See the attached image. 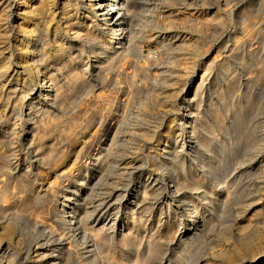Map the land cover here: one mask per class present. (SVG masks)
<instances>
[{
    "label": "bare ground",
    "instance_id": "6f19581e",
    "mask_svg": "<svg viewBox=\"0 0 264 264\" xmlns=\"http://www.w3.org/2000/svg\"><path fill=\"white\" fill-rule=\"evenodd\" d=\"M16 1L17 0H0V92H1L2 88L5 90V88L7 87V84H8V83L7 84L3 83V85H1V83L4 82V79H5V81L8 79L9 83H11L12 81H15L14 87L15 88L19 87L20 88V94H22L21 96H19V98H17L18 93H16V92H8L7 93L5 101H6L7 105L8 104L12 105L13 110H14V108H16L19 100L22 99V96H24V95L30 96L33 92L41 91V95H39V96H40V99L43 100V103H40V107L42 109H44L45 113L50 112V108H52L53 105H55L56 103L58 104L57 101H58L59 97L61 98L60 94L62 93L64 84L59 85V83H60V78L63 77L64 74H66L65 78H68L69 80L70 79H72V80L77 79L78 77H80V79H81V76H82L83 82H85V84H88L89 88H92L91 91L95 92V88L97 85H96V83H95V85L92 84L91 80L98 82V84H101L102 86L108 85L107 84L108 81H107L105 75L110 73V72L114 73V76H117V77L122 76L123 78L124 77L127 78L126 83L129 84V88H130V85H131V89H132V86L133 87H134V85H135V87L137 86L136 94L146 96V101L143 103L144 108H146V107L148 108V106H150V104L152 102H159V101L165 107L172 106V107H170V109L168 108L169 109V111H168L169 118H167L168 119L167 120L168 127H167V129H165L166 131L161 130L162 131L161 134H158V135L154 134L155 131L154 132L153 131L152 132L147 131V132L143 133V136L146 138H152V139L155 136H156L155 139H157V136L161 137L160 140L157 139V140H159V142L155 146L157 148L155 150H157V152H158L157 154L156 153L155 154L158 156L161 155L159 153L160 149L164 150V153L167 152V155L169 152H171L173 150L174 152H171V153L177 154V156H178V157L176 156L177 159L183 155H184V158L186 156H188L190 166H187L186 168L191 170V172H190V174H192L191 175V182H188V183L186 182L189 185H187L183 182L184 184L182 183L183 184L182 185V184H180L181 182L179 184H176V182L174 181L175 182L174 186H167V187L165 186L166 192L161 194V199H159V201L160 200L162 201L160 203H163L161 205V208H160L161 214H159L161 217L157 218L159 225H160V222L163 220V222L166 226V228H165L166 233H164L161 236H157L155 234H152L150 237H148L147 241L144 242V238L142 237V235H140L141 234L140 230H141L142 226H144V222L146 221L145 217L147 215L146 213H148L150 210V204L145 202L144 204H142L138 208L140 225H138V226H133V225L130 226L129 225L128 232L124 233L121 236L122 238L119 241H121L122 247L124 246L126 248V252H123L120 256L119 255L115 256L114 257L115 259L113 260L114 261L113 264H264V202L261 206L262 209L261 210H260V208L258 209L259 212L257 213V218L255 217L256 219H254V218H253V220L252 219L251 220L246 219V216L243 215L242 216V222L247 220V224H245V226H243L242 225L243 223L241 224V222H240V224L238 223L239 226H237L236 228H232L231 230L228 229V231H225V233L223 234L224 235V242L222 244L221 243L218 244L220 246L216 245V243H217L216 241L219 239L218 238L219 234H218L217 240H215V242L213 241V243H215L214 244L215 246H212L214 250H212V248L209 249V250H212L213 252L211 253L208 250L211 253V255H210V253L208 254L209 257L207 255L205 257L201 254H198V252L201 248L199 241H201L200 240L201 238L204 239L206 237V236L205 237H202V236L206 235L205 233L210 228V226L213 224V222H214L213 217H214L215 213L217 212L219 214L221 209H224L223 207L225 205L223 204V207L218 211L217 209L219 208V204L215 200L216 199L219 200V198H220L219 196L221 195V194H219V191L222 190L223 183L227 182V177H229V174L232 172L231 170L235 171L236 169H238L237 167H239V165H241L242 163L243 164L245 163L243 161L246 159V157L248 155H252L251 158L249 156L250 163L252 161V164L251 165L249 164L250 166L249 165L243 166V167H246L243 173H247V171L248 170L251 171V169L256 171L257 176L254 173H252V175L254 174L256 178L259 177V182L261 184H264V129H262L261 131H257V128H256V127H258L257 124H259V123H261V124L263 123V126H264V118L260 117V115L258 117H256V119L257 118L260 119V120L255 121L256 123L259 122L257 124H255V122L253 120L250 121V119H249L250 125L249 124L247 125L246 130L243 128L242 133L240 132L242 135L241 137L247 138L248 136L244 137L245 136L244 134L246 132V135H250L249 136L250 140H253V142L257 143V145L259 143L260 145H258V147L259 146L261 147L255 153L250 154V153H248V151L244 150V152L242 154L241 146L239 145L240 144L239 140L241 138L238 136L240 134H238V135L236 134L237 137L240 138V139H237V143L234 142V143H236V145H232L234 143L229 144V142H227L228 139L227 140H224V139L220 140L218 138V135L215 134L216 132L213 133V131H216L215 126L217 127L218 124L212 123L211 121L207 120L208 126L206 125L204 127L205 123L203 125L201 123V125L203 126L202 127L203 131H202L200 124H198V121L200 120V122H201V120L203 118L199 119L198 114H197V118L194 119V117L196 115L188 114L189 111H192L194 109L196 110L199 107L201 108V106H203L204 98H206L205 93L210 92V94H208V95H210L211 98L213 95H215V97L213 99H210V101H211L209 104L210 106L209 105L207 106V107H209L208 112H211L214 115L215 119H217V122H219L220 126L223 125L222 127H225V125L223 123L224 121L222 120L223 116L225 114L223 113L224 115L222 114L223 116L221 118L222 112L219 110V105L222 103V106H224V104H226L229 101V99H227V97H225V94L227 91L231 90L232 87H234V86L236 87V85H234V83H235L237 76L234 75V73L237 70L236 69L237 67L235 65L237 62H239L241 65L247 67L249 65L250 61H252V63H253V61L254 62L256 61L255 62L256 67H257V65H258V67L260 66L259 69H257V71L259 72V75H257V77H255L256 78V85L253 86V88L251 87L252 89L250 90L251 91L250 93L248 92L249 95L251 96V98H250V100L247 99L248 101H246V100L245 101L248 103L246 106L247 109L251 108L253 110L255 107L259 108L260 104L262 106L261 102L264 99V25H261L259 27H255V26H258V25H255L253 29H250L249 27H246V29H243V30H246L245 31L246 32L245 33L246 34L245 35L246 40H243V38H242L243 36L240 37V36H238L239 35L238 34L236 37L235 46L230 50L231 52L228 50L229 54H228V52H226V55L223 56L224 58H222V56H221L222 54H220L221 51L216 50V52H215V50L208 47L209 49L207 48V49H205V51L203 53H200V55H199L200 57H198V58H197V56L196 57L194 56L195 57L194 58L191 55H189L190 53H188V56L184 61V65L180 64L181 66L182 65L183 66L182 67L179 66L180 67L179 69L173 70L170 67H165V68L162 67V64L160 63L161 56L162 55L165 56V54L166 53L168 54L169 51H171V50L182 49L185 47V45L188 47H191L192 45H195L196 42L199 40H197L195 37H187V35H185V33H184L185 36L184 35L180 36L179 33H178L179 35H177V34L176 35H174V34L170 35V33H169V35H167V34L165 35V33H164V34L157 35L154 37L152 35H154L156 33L153 32V33L149 34L150 42L157 44V46L160 45L161 47L168 46L167 48H165L162 51V55L160 56V58H155V57H144V58H142V57H140L141 55H137L139 57H137L136 60L132 59L131 58L132 56H130V58H129V55H132L133 52H135V51L138 52L139 47L137 45V38H139L140 34H143L141 29L139 30L135 27V22H136L135 17H137V16H135V14L133 13V12H135V11H133V7H132L134 5V3H133L134 0H18L17 2ZM142 1H145V0H142ZM222 1L223 0H211V2H209V3L215 4L214 8H216L217 12H221L223 10L228 9V7H226L227 9L224 7L226 5L223 4ZM146 2H147V0L144 2V4ZM155 2H157V1L155 0ZM260 2H261V0H260ZM140 3L143 4L142 2H140ZM149 3H150V0H149ZM258 4H260V3H258ZM258 4H256V5H258ZM144 6L146 7V5H144ZM231 6H233V5L231 4ZM231 6H229V7H231ZM140 8H139V10H140ZM234 8H236V7H233V10H234ZM251 8H253V7L251 6ZM263 9H264V6H263ZM175 10H176V8H175ZM204 10H206V9H204ZM71 12H73V14H71ZM148 12H150V11H148ZM148 12H147V15H148ZM154 12H155V10H154ZM169 12H171V11H169ZM251 12L253 13V11H251ZM135 13H137V12H135ZM144 13H146V12L144 11ZM168 13L166 15H168ZM206 13H208V12H206ZM206 13H203V12L201 13L198 8L196 9L195 7L192 8V7H186L185 6L184 8L177 9L176 13L173 15L174 16L173 18L169 19V17H168L169 20L167 21V23H168V25L169 24H180V26L182 25L184 27H187V25H188L191 27H196L198 29V31L207 32L210 27H212L214 25L216 26L217 24H219V21H214L212 18H209L208 17L209 15L207 16ZM232 13H233V11H232ZM140 14H141V12H140ZM212 14H210V15H212ZM247 14H249V13H247ZM254 14L256 15V13H254ZM16 16H17V19H16ZM164 16H165V14H164ZM230 16H232V15H230ZM246 16L247 15L244 14V17H246ZM145 17H147V16H145ZM242 17H243V14H242ZM248 18L251 19L250 14H249ZM148 19L146 20V18H145L143 20L148 21ZM247 19H246V21H247ZM249 19H248V21H249ZM258 19L256 18L257 21H258ZM138 21H137V23L140 22V21L139 22ZM141 23H142V21H141ZM145 24H147V23H145ZM234 24H231V25L234 26ZM251 24L253 26V23H251ZM243 25H245V23ZM142 27H140V28H142ZM157 27H159V26L157 25L156 29H157ZM192 29H194V28H192ZM146 30H148V29L146 28ZM243 30H241V31H243ZM50 32L53 34V37L55 36V41H58V42L59 41H66V42H68L69 51L66 53V54H68V56H66V58L64 60H60V57L61 56L64 57L65 54L60 55V57H58L59 59H57V60L55 59V60L49 61L46 58V54L43 51V47L46 44L45 38L50 35ZM234 35H236V34H234ZM188 36H190V35H188ZM254 37H255V39H254ZM200 39H201V37H200ZM225 41H222V42H225ZM227 41H230V40H227ZM227 41H226V44H227ZM251 41H252V43H250ZM204 42L205 41H203V43ZM88 43H90V44L87 45ZM226 44H225V46H226ZM206 45L208 46V44H206ZM209 46H211V45H209ZM161 47H160V49H162ZM217 47H219V46H217ZM87 48H90L89 50H93V53L91 52L92 54L89 55L86 59ZM229 49H230V47H229ZM188 51H192V50H188ZM148 55L149 54L147 53V56ZM157 55H158V53H157ZM164 56H162V57H164ZM165 57H164V59H165ZM166 59H168V58H166ZM164 61H166V60H164ZM68 63H71V65L68 66ZM182 63H183V61H182ZM259 63H260V65H259ZM253 66H254V64H253ZM213 68L214 69L217 68L218 73H217V76L210 78V76H212V72L214 70ZM249 69H251V68H249ZM79 70H81V72ZM196 70H199V72H197ZM241 70H238V71H241ZM251 70H248V71L251 72ZM253 72H252V74H253ZM225 73H227L228 76L234 75L235 80L228 81L226 76L222 77ZM245 75H246V73H245ZM138 76H140V78L144 77L146 79H151L152 84L145 85V86H144V84L136 85L135 82H137L136 78ZM255 78H251V79L255 80ZM80 79H79V81H80ZM229 79H230V77H229ZM242 79H244V78H242ZM119 80H118V83H119ZM141 80H143V79H141ZM238 80H241V79H238ZM246 80H247V78H246ZM195 81L197 83L195 84V86L192 87L191 85H193V83ZM109 82L113 83V82H115V80L114 81L112 80ZM68 83H70V82H68ZM81 83H82V80H81ZM120 83H121V81H120ZM212 83H213V85H215L214 90H212L213 88L211 89V86H213ZM239 83H241V82H239ZM70 84H72V83H70ZM85 84H83V85H85ZM239 85L241 86L242 84H239ZM239 85H237V86L239 87ZM252 85H254V84L252 83ZM72 86H74V85H72ZM75 86H78V85L75 84ZM110 86H111V84H110ZM243 86H244V83H243ZM238 87H236V88H238ZM86 88H87V86H86ZM117 88H119V85L117 86ZM187 88H189L187 90L188 95L186 94L187 95L186 97L182 96V92L184 90H186ZM236 88L234 89L235 91L237 90ZM82 89H83V87H82ZM131 89H129L128 91L124 90V89H122V91H121V89H120V92L114 91L108 95H106L104 90H101L97 94V97L106 100L105 102L110 104V106L107 107L108 109L106 111L108 114L106 113V115H105V113L102 112L103 110L102 111L99 110V112L93 111L91 113V116H90V119H89V122L87 125H83V123L80 124L79 122H71L67 126H63L61 129L58 128V129H60L59 136H60L61 140L56 145H51L50 148L48 147V149L42 153V156L40 157L39 165L37 166V169H39L40 171L36 174H33V175H27V176L25 175L22 178L19 177V180L17 179L18 182L17 183L15 182L16 184H12V186L14 185V188L18 189L16 191L14 190L12 192V194L10 193L12 196L9 194L8 188L0 189V222H1V224H0L1 225L0 226V264H10L16 258V253H15L14 249L12 248V244H11V241H12L13 235H14V231H15L14 226L18 225V227H19L23 223L33 224L34 222H35V226H36V225L40 224V222H39L40 219L41 220L42 219L44 220V218L49 219V217L47 215H50L53 213V211H51V203H52V201H54V198H56V196H58L59 194L63 195L64 201L62 200L63 203H62L60 210L51 216L59 219V222L63 223L62 226H63L64 230L73 231V233H74L77 229L79 230V228L81 229V227H82L84 229V231H83L84 233L82 231H81V233L84 234L85 238L88 236L87 230L88 229L93 230V231L91 230L93 233L89 232V234H91V233L93 234L92 236L94 238V242L92 245L96 246L97 251L95 250L94 254H90L91 256H89V259H90L91 263H95L97 261V258H99L101 256V254L105 251V249L102 248V245H106L107 243L112 241L114 238L111 235L112 234L111 230L106 229V228H101V226L99 227L97 225H96L97 227L92 226L90 228L89 227L87 228L86 226L88 225V220H90L88 217L89 212H87L89 210L88 209H87V211H83V209L81 210V207H82L81 205L84 204L85 201H87L89 203L92 200L94 194H96L95 192L96 191L98 192V189H100V188H98V185H97L98 179L95 178L96 173H99L101 176L104 171L106 172L107 168L105 167L106 168L105 169L103 167L104 165L105 166L109 165V168L112 170L110 172H113V170L115 169L114 163L116 161L115 160L116 158H115V156H114V158H110L111 157V149H112L111 147L114 145L113 143L115 142V140L123 142L124 138H122V136H118V135H120L123 132L124 126L128 123V121L130 119V118L126 119L127 116H125V114H124L126 112H128L130 114V112L126 111V110L123 111L124 109L122 111H120V108H118L117 103H118V100L120 98L119 96H124L125 100H123V99L122 100L125 103V105L124 104L123 105L126 106L128 103L131 104L132 103L131 102L132 101L131 95L133 93L130 91ZM68 90H69V88H68ZM71 91H72V89H71ZM132 91H133V89H132ZM235 91L232 90V94ZM237 91H239V90H237ZM130 92H131V95H130ZM229 92H231V91H229ZM12 94H15V95L12 96ZM64 94H65V91H64ZM69 94L70 93L68 91V95ZM242 94L245 95L244 92ZM183 95H185V93ZM230 95H228V96H230ZM70 96L71 95H69V97ZM77 96L78 95H76V97ZM236 96H237V94H236ZM238 97H237L238 99H236V100H237V103L239 104V106L237 108L235 107L236 110L234 111V113H232V114H234L233 115L234 117L233 116H231V117H233V119L235 118V120H237V121L234 120L236 122L235 126H237V122H238V124H239L238 127H240L241 121L243 123H245L243 121V119H244L243 116L245 117L244 114L247 112H245L246 110H244L245 107L242 108L243 100L240 99V96H238ZM64 98H65V96H64ZM243 98H244V96H243ZM149 99H151V101H149ZM226 100H227V102H225ZM70 102H72V101L70 100ZM70 102H68V103H70ZM76 102H77V100H76ZM31 103H33V101ZM177 104H179L180 107H181V105H187L188 107H191V108H187L188 111H186L183 116H181L179 118L174 117L175 115L177 116L176 113L178 111H176V113H175L176 108L173 106H175ZM233 104L231 106H233ZM244 104H246V103H244ZM72 105H73V103H72ZM70 106H71V104H70ZM132 106L128 105L127 107L129 108ZM68 108H69V106H68ZM200 108H199V110H202ZM257 108H255V109L257 110ZM32 109H33L32 106H29V108H28L29 112L26 113V115L29 116L27 122L31 123V125L28 126V128H26L25 124L23 127H20L18 124H16V122H15V124H6L3 127L2 134H4V136L6 138H9L8 141H10L13 157H6L5 159H3V161L0 162V171L4 170V171H2V173L3 172L9 173L13 170H16V168H14V164H15L14 159H15V157H17V149L19 148V146H21L22 142L27 141L28 136L35 129L34 127L37 126V122L34 121L35 118L33 117L35 110H32ZM66 109L64 108V110H66ZM125 109H127V108H125ZM204 109L207 110L206 108H204ZM228 111L225 113L227 114ZM252 113H254V112L252 111ZM252 113H250V114H252ZM258 113L259 112L257 110V113H255V114H258ZM200 114H202V113H200ZM255 114H253V115L255 116ZM114 115H117L116 119H115L116 122H114L113 124L107 123L103 129H100V125L98 126V122L99 121L106 122V121H108V118H111ZM23 116L24 115H22V114H20L18 116V118H19L18 122L23 118ZM247 116L248 115H246V117ZM251 116L249 115L248 117H251ZM201 117H202V115H201ZM214 117H213V119H214ZM224 117L226 119V115ZM227 117H230V116L228 115ZM248 117H247V119H248ZM52 118H51V120H52ZM57 118H55V119H57ZM160 120H162V119H160ZM74 121H76V120H74ZM112 121H113V119H112ZM230 122L231 121H229L228 124ZM252 122H254V125L251 124ZM56 123H52L50 125L47 124V125H44L42 127V131L45 133V135L52 137L53 141L55 140V138H54L55 134L51 133L50 129H52V125H54ZM228 124L225 127L226 131L223 130L226 132V134L227 133L229 134L230 131H232L231 130L232 127L234 126V123L232 125H231V123H230V125H228ZM182 125L183 126L186 125V127L190 129L189 133L187 131H183L182 128H180V127H182ZM260 127H258V128H260ZM160 128H162V127H160ZM218 128H220V127H218ZM225 128H223V129H225ZM240 128L239 129L236 128V130H241L242 128L241 129ZM108 129H109V132H111L110 137H109V134H100L101 131H106ZM129 129H131V128H129ZM148 129H150V128H148ZM126 131H127V129H126ZM235 131H232V132H235ZM142 132H143V130H142ZM163 132H165V133H163ZM210 132L212 133L211 135H209ZM47 133H48V135H47ZM238 133H239V131H238ZM218 134H219V132H218ZM219 136H220V134H219ZM127 137H129V135ZM228 137H230V136H228ZM232 137H234V136H232ZM168 138H170V141H171L170 143L167 142ZM130 139H131V137H130ZM231 140L236 141V139H231ZM49 142H50V140H49ZM248 142H250L249 144H251V141H248V138H247V142H245V144L247 143V146H248ZM242 143L244 144V142L241 141V144ZM51 144H54V143H51ZM149 144L152 145L153 143H149ZM26 146H27V144H26ZM247 146H246V148L249 150L250 147H252L253 145H251V146L249 145L248 146L249 148ZM254 146H255V144H254ZM67 147L70 148V149H68V151H67ZM155 147L153 146V148H155ZM145 148H147V147H145ZM150 148L153 149L152 146H150ZM246 148L244 147V149H246ZM39 149H41V148H39ZM242 149H243V147H242ZM186 150H187V152L185 153ZM9 152H11V151H9ZM34 153H35V151H34ZM1 157H0V160H1ZM24 157H26V156H24ZM148 157L149 156H147L146 158H148ZM2 158H4V157H2ZM154 158H156V157H154ZM159 159H160V157H159ZM23 160H25V159H23ZM109 160H110V162H109ZM155 160L158 162L157 159H155ZM179 160H181V159L179 158ZM179 160H177V161H179ZM156 161H154L155 162L154 164H157ZM161 161H163V160H161ZM181 161L183 162V160H181ZM126 162H128V161H126ZM168 162H166L164 160V162H161V163L166 164ZM187 162L188 161L183 162V165L185 166ZM66 163H68L69 168L65 167ZM141 163H143V162H141ZM28 164H30V163L27 162V165ZM130 164H132V163H130ZM169 165L171 166L172 163ZM128 166H129V164H128ZM154 167H155V165H154ZM159 167L162 168V164H161V166H158L157 168H159ZM165 167L166 168H164V169L167 171L169 169V167L167 165H165ZM172 167L175 168V165H173ZM228 167H230L231 169L228 170ZM46 170H48V172ZM175 170H176V168H175ZM75 171L76 172L79 171V174H80L79 176L82 179L81 182H78V181H80L78 176L74 175ZM169 171L170 170H168V172ZM181 171L183 172L184 170L182 169ZM122 172H126V171H122ZM146 172H147V170H146ZM154 172H156V171L154 170ZM152 173H153V171H149V172H147L146 175H143V176L141 175L137 178H135V177L132 178L133 177L132 173L129 175L127 174V176H125V178L129 177V178H127L128 181H125V183L120 182L124 186L123 187L121 185L123 188H120V189H118L120 186L119 182L116 183V181H114V183H116V184H114L112 182L114 185L113 188L116 190L115 191L114 189L111 188L112 190L115 191L114 197H112V199H111L112 205H115V207H116L115 210L121 211V209H122L124 211L127 208L126 204H128L129 202H132V204L129 206L130 207L129 208L130 217H134V215L138 214V212H136V214L134 211H133L134 213L132 212V210H133L132 206H133V202L136 201V196H138V193H139L138 188L141 186H142L143 190L146 191V192L145 191L144 192L147 193L149 196L150 195H153V196L160 195L159 192L162 191L161 190L162 186L159 187L160 184L158 185V183H157L158 181L154 180ZM9 174H11V173H9ZM108 174H109V172H108ZM184 174L185 173H183L182 175L184 176ZM232 174H230V175H232ZM237 174H236V177H237ZM242 176L244 177L245 175H242ZM248 176H246V177H248ZM1 177L3 178V176H1ZM6 177H8V176H6ZM106 177H107V175H106ZM184 177H186V176H184ZM236 177H235V179H236ZM243 177H240V175H239L240 179ZM246 177H244V178H246ZM10 178H12V177H10ZM64 178H66V179H64ZM188 178H190V177H188ZM4 179L5 178H3V180ZM95 179H97V180H95ZM167 179H170V182H172L171 177H168ZM253 179L254 178H252V180ZM120 181H122V180H120ZM8 182H9V180L6 183H8ZM108 182L110 183V181H108ZM178 182H179V180H178ZM231 182H232V180L230 181V183ZM235 182H237V181H235ZM165 183H163V184H165ZM228 183H229V180H228ZM233 183L234 182H232V184ZM238 183H236L237 185L234 183V185H236L235 187H237V186L241 187V185H240L241 183L239 185H238ZM242 183H244V182L242 181ZM70 184H72V185H70ZM226 184L227 183H225V187H226ZM261 184H259V185H261ZM166 185H168V183H166ZM185 185H187V187L191 185V187H193L194 189L195 188L200 189V187L204 188V186H206L207 188H206L205 192L203 191L204 193L199 194V196H196V197L191 196L190 197L187 195L186 192H184V191L181 192V190H183L182 188H185L184 187ZM229 185L227 184V188L232 187L231 185H230V187H228ZM2 186H3V184H2ZM100 186H101V184H100ZM244 186H243V188H244ZM246 186H248V185H246ZM9 187H11V186H9ZM78 187L80 188L81 192L84 191V194L82 193L83 198H80V196L74 197L76 189ZM240 187H238V188L240 189ZM232 188H234V186ZM238 188H237V190H238ZM12 189H13V187H12ZM249 189H250V187H249ZM202 190H204V189H202ZM241 190H242V187H241ZM255 190H257V189H255ZM195 191H193V192H195ZM231 191L232 190H230V192ZM140 192H141V190H140ZM171 192L173 194H171ZM193 192H191V194ZM250 192H253V190ZM232 193H234V189H233ZM237 193H238V191H237ZM244 193L242 192V194H244ZM97 195H99V194H97ZM213 195H216L215 200L212 198V197H214ZM231 195H229V196L231 197ZM247 195L250 196L251 194H247ZM9 196H11V197H9ZM110 196H111V194H110ZM112 196H113V194H112ZM144 196H142V197H144ZM232 196H235V193ZM240 196H238L237 198H239ZM131 197H133V198H131ZM241 197H243V196H241ZM202 198L203 199H209L208 200V201H210L209 205H207V204L204 205V203H203L204 200H202ZM235 198L236 197H234V199ZM153 199H155V198H153ZM228 199H231V198H228ZM236 199H235L234 203L236 202ZM239 199H237V201ZM241 199L239 200L240 203H241ZM260 199H262L264 201L263 197ZM260 199H250V201H252V202L248 201L249 203H251V204L246 203L248 206L243 202L244 200H242V202L245 204V207L247 206V208L244 210V212H248L249 210L254 208L255 204L257 203V200H260ZM245 200H248V198ZM98 202H99V200H98ZM185 202H189V204L186 206ZM221 203H224V202L221 201ZM107 204L109 205L110 202ZM140 204H141V202H140ZM235 204H237V203H235ZM235 204H234V206H235ZM258 204H260V203H258ZM238 205H240V204H238ZM86 206H88V205H86ZM96 206L98 207V204ZM227 206H229V205H227ZM41 207H46L47 209H45L43 211H39V208H41ZM236 207H240V206L236 205ZM92 208H94V207H92ZM32 209H33V211H32ZM230 209H232V208H230ZM236 209H239V208H236ZM255 209H254V212L255 211L257 212V210H255ZM91 210H93V209H91ZM113 210H114V208H113ZM232 211H233V209H232ZM152 212H154V211H152ZM236 212H237V210H236ZM92 213H93V211H92ZM226 213H227L226 215L229 216L227 210H226ZM238 213L240 214L241 212H238ZM255 213L252 215H255ZM218 214H217V218H218ZM118 215H119V212H118ZM231 216H232V214H231ZM238 216H240V215H238ZM219 218H221V217H219ZM227 218L225 220H227ZM231 218L229 217L228 221ZM234 218H235V216H234ZM133 219L134 218H132L131 220H133ZM218 220H217V222L219 223L220 220L219 221ZM190 221L192 222V225L190 226V229L186 228L187 229L186 230L185 227H186L187 223ZM215 221H216V219H215ZM235 221H232V222H235ZM236 222H238V221H236ZM97 224H99V223H97ZM102 224H104V223H102ZM113 224L110 223L109 225H113ZM220 224H222V222ZM226 224H228V223H226ZM145 228H146V226H144V229ZM225 228H226V226H225ZM229 228H231V227H229ZM115 229H117V228L115 227ZM215 231L216 230H214V232ZM221 231H222V229H221ZM219 233H220V235L222 234L221 232H219ZM58 237L60 238V236H58ZM169 237H170V240L168 242H166L167 238H169ZM69 238H71V237H69ZM163 238H164V241L161 240ZM78 239H80V238H78ZM84 239H83V241H84ZM207 239H208V237H207ZM214 239H216V238H214ZM61 240L62 241L59 244L60 247H55L53 249V253H58V255L61 254L59 257L58 256L55 257V255L50 256L51 253L46 254L47 251L46 252L44 251V247H43L44 244H41L40 247H37V249H35L36 254H35L34 259H36L35 260L36 263L37 264H57V263H54V261L60 260L62 264H84L83 259L80 256H75L74 252H76V251H74L72 248L74 246L72 245L71 247L66 248V245H65V247L63 246L64 244H67V243H64L66 240H63V239H61ZM203 241L204 240H202V243H203ZM220 241H221V239H220ZM40 242H42V241H40ZM208 242H209V240H208ZM198 244L200 245V248H199ZM197 245H198V247H197ZM204 248L205 247L203 246L201 249H204ZM88 249H89V247H88ZM106 251L108 253V250H106ZM106 251H105V253H106ZM208 251H207V253H208ZM88 252H90V250ZM111 253H112V251H111ZM51 257H55V258H51ZM106 257H107V255H106Z\"/></svg>",
    "mask_w": 264,
    "mask_h": 264
},
{
    "label": "rangeland",
    "instance_id": "374dc122",
    "mask_svg": "<svg viewBox=\"0 0 264 264\" xmlns=\"http://www.w3.org/2000/svg\"><path fill=\"white\" fill-rule=\"evenodd\" d=\"M18 1V0H17ZM16 1V2H17ZM146 1V0H145ZM145 1H142V0H134V5L132 6L133 7V11H135V12H137V13H135V12H133L134 14H135V16H139L138 18L137 17H135V27L137 28V29H141L142 30V33L143 34H140L139 35V38H137V45H138V47H139V49H138V52H133L132 53V55H129V58H130V56H132L131 58L132 59H134V60H136L137 59V57H139V56H137V55H141L140 57H142V58H144V57H155V58H160V56L162 55V51L165 49V48H167L168 46H164V47H161L160 45L159 46H157V44H155V43H152V42H150V37H149V34H151V33H156V34H154V35H152V36H157V35H161V34H164L165 33V35L167 34V35H169V33H170V35H179L180 34V36H182V35H184V33H185V35H187V37H195L197 40H199V41H197L196 42V44L195 45H192L191 47H188V46H186L185 45V47L184 48H182V49H174V50H171V51H169V53L167 54H165V56L164 55H162V56H164L165 57V59H164V57H162L161 56V61H160V63L162 64V67L163 68H165V67H170L171 69H173V70H177V69H179L180 67H182L183 65H184V61H185V59L187 58V56H188V53H190L189 55H191L192 57H196L197 56V58L198 57H200L199 55H200V53H203L204 51H205V49H207L208 47L209 48H212L213 50H215V52H216V50L218 51H221L220 52V54H222L221 56H222V58H224L223 56H225L226 55V52H228V50L230 51L234 46H235V42H236V37H237V35L238 36H243L242 38H243V40H246V37H245V31L246 30H243V29H246V27H249L250 29H253L254 28V26L255 25H258V26H255V27H259V26H261V25H264V9H263V6H264V0H261V2H260V0H223L222 2H223V4H225L226 6H224L225 8L226 7H228V9L227 10H223V11H221V12H217V10H216V8H214L215 7V4H210L209 2H211V0H156L157 2H155V0H150V3H149V0H147V2L144 4V2ZM160 1V2H159ZM201 1V2H200ZM225 1V2H224ZM140 2H142L143 4H141ZM173 2V3H172ZM178 2V3H177ZM237 2V3H236ZM242 2V3H241ZM256 2V3H255ZM138 3V4H137ZM140 3V4H139ZM170 3V4H169ZM246 3V4H245ZM258 3H260V4H258ZM148 4V5H147ZM231 4L233 5V6H231ZM237 4V5H236ZM241 4V5H240ZM248 4V5H247ZM256 4H258V5H256ZM144 5H146V7L144 6ZM202 5V6H201ZM254 5V6H253ZM136 8H135V7ZM138 6V7H137ZM181 6V7H180ZM192 7V8H198L199 10H200V12L202 13H206V12H208V13H206L207 14V16L209 17V18H212L214 21H219V24H217L216 26L214 25V26H212V27H210L209 28V30L207 31V32H202V31H198V29L196 28V27H191V26H188L187 25V27H184V26H180V24H169L168 25V23H167V21L170 19V18H173L174 16V14L176 13V10L177 9H179V8H184V7ZM229 6H231V7H229ZM251 6L253 7V8H251ZM142 9H141V8ZM145 7V8H144ZM153 9H152V8ZM166 7V8H165ZM169 7V8H168ZM202 7V8H201ZM233 7H236V8H234V10H233ZM255 7V8H254ZM258 7V8H257ZM135 8V9H134ZM139 8H140V10H139ZM156 8V9H155ZM164 8V9H163ZM175 8H176V10H175ZM208 8V9H207ZM245 8V9H244ZM147 9V10H146ZM151 9V10H150ZM204 9H206V10H204ZM215 9V10H214ZM262 9V10H261ZM154 10H155V12H154ZM244 10V11H243ZM144 11L146 12V13H144ZM148 11H150V12H148ZM152 11V12H151ZM158 11V12H157ZM169 11H171V12H169ZM205 11V12H204ZM232 11H233V13H232ZM251 11H253V13L251 12ZM140 12H141V14H140ZM144 14H143V13ZM147 12H148V15H147ZM154 12V13H153ZM168 13V15H166L167 13ZM213 13V14H212ZM247 13H249L250 14V18L251 19H249L248 18V16H249V14H247ZM254 13H256V15L254 14ZM71 14H73V12H71ZM143 14V15H142ZM152 14V15H151ZM164 14H165V16H164ZM210 14H212V15H210ZM242 14H243V17H242ZM244 14H246L247 16L246 17H244ZM230 15H232V16H230ZM145 16H147V17H145ZM160 16V17H159ZM258 16V17H257ZM143 17V18H142ZM164 17V18H163ZM168 17H169V19H168ZM222 17V18H221ZM263 17V18H262ZM146 18V20L148 19V21H146V20H143V19H145ZM249 19V21H248V19ZM256 18L258 19V21L256 20ZM262 18V19H261ZM16 19H17V16H16ZM142 19V20H141ZM227 19V20H226ZM246 19H247V21H246ZM140 22H139V21ZM154 20V21H153ZM162 20V21H161ZM165 20V21H164ZM226 20V21H225ZM243 20V21H242ZM137 21L139 22V23H137ZM141 21H142V23H141ZM144 21V22H143ZM161 21V22H160ZM150 22V23H149ZM233 22V23H232ZM242 22V23H241ZM245 23V25H243L244 23ZM256 22V23H255ZM141 23V24H140ZM144 23V24H143ZM145 23H147V24H145ZM156 23V24H155ZM235 23V24H234ZM251 23H253V26H252V24ZM255 23V24H254ZM259 23V24H258ZM137 24V25H136ZM226 24V25H225ZM231 24H234V26L233 25H231ZM141 25V26H140ZM152 25V26H151ZM158 25L159 27H157V29H156V26ZM229 25V26H228ZM243 25V26H242ZM248 25V26H247ZM251 25V26H250ZM138 26V27H137ZM143 26V27H142ZM151 26V27H150ZM231 26V27H230ZM140 27H142V28H140ZM153 27V28H152ZM245 27V28H244ZM146 28L148 29V30H146ZM155 28V29H154ZM192 28H194V29H192ZM212 28V29H211ZM146 31H145V30ZM216 29V30H215ZM232 29V30H231ZM176 30V31H175ZM180 30V31H179ZM241 30H243V31H241ZM157 31V32H156ZM212 31V32H211ZM237 31V32H236ZM172 32V33H171ZM174 32V33H173ZM224 32V33H223ZM235 32V33H234ZM179 33V34H178ZM222 33V34H221ZM226 33V34H225ZM242 33V34H241ZM234 34H236V35H234ZM184 35V36H185ZM188 35H190V36H188ZM192 35V36H191ZM201 35V36H200ZM211 35V36H210ZM204 36V37H203ZM228 36V37H227ZM179 37V36H178ZM200 37H201V39H200ZM49 38V39H48ZM46 40H45V42H46V44L44 45V47H43V51H44V53L46 54V58L49 60V61H52V60H57V59H59L58 57H60V55H64V57H60V60H64L65 58H66V56H68V54H66L68 51H69V44H68V42H66V41H55V36L53 37V34L50 32V35L49 36H47L46 38H45ZM235 39V40H234ZM254 39H255V37H254ZM253 39V40H254ZM208 40V41H207ZM227 40H230V41H227V44H226V41ZM203 41H205L204 43H203ZM213 41V42H212ZM222 41H225V42H222ZM233 42V43H232ZM210 43V44H209ZM212 43V44H211ZM229 43V44H228ZM250 43H252V41L250 42ZM90 43H88L87 45H89ZM203 46H202V45ZM206 44H208V46L206 45ZM225 44H226V46H225ZM254 44V43H253ZM209 45H211V46H209ZM219 46V47H217V46ZM221 45V46H220ZM232 45V46H231ZM160 47L162 48V49H160ZM204 47V48H203ZM227 47V48H226ZM229 47H230V49H229ZM208 48V49H209ZM226 48V49H225ZM90 48H87V52H86V59H87V57L89 56V55H91L92 53H93V50H89ZM202 49V50H201ZM188 50H192V51H188ZM226 50V51H225ZM74 51V50H73ZM161 51V52H160ZM199 51V52H198ZM201 51V52H200ZM225 51V52H224ZM92 52V53H91ZM231 52V51H230ZM147 53L149 54L148 56H147ZM157 53H158V55H157ZM179 54V55H178ZM183 56H182V55ZM185 54V55H184ZM228 54H229V52H228ZM134 55V56H133ZM181 55V56H180ZM135 57V58H134ZM194 57V58H195ZM166 58H168V59H166ZM174 58V59H173ZM163 60V61H162ZM164 60H166V61H164ZM168 61V62H167ZM182 61H183V63H182ZM165 62V63H164ZM256 62V61H255ZM254 61H253V63H252V61H250L249 62V67L247 68L246 66H243V65H241L239 62H237L235 65H236V72L234 73V75H236L237 77H236V80H235V77H234V75H227V73H225L222 77H224V76H226L227 77V79H228V81H230V80H235V83H234V85H236V87H238L237 85H239V84H242L241 86L239 85V87L238 88H236L234 85V87H232L231 88V90H229V91H231V92H229V91H227L226 92V94H225V97H227V99H229V101L227 102V100L225 101V102H227L226 104H224V106H222V103L219 105V110L222 112L221 113V118H222V116L225 114L226 115V119H225V115L223 116V123H224V125H225V127L227 126V124H228V122L229 121H231L230 123H231V125L234 123V126L232 127V131H235L236 130V128L237 129H239L240 127L242 128H240L241 130H236L235 132H232V131H230V133L228 134H226V128L225 127H222L223 125H221L220 126V124H219V122H217V119H215V117H214V115L211 113V112H208V109H209V107H207L209 104H210V99H213L214 97H215V95H213L212 96V98L210 97V95H208V94H210V92H208V93H205V97L207 98H204V102H203V106H201V108L200 109H202V110H199V108L198 109H194V110H192V111H189L188 112V114H193V115H196L195 117H194V119H196L197 118V114H198V118L199 119H202L201 120V122H200V120L198 121V124H200V126H201V129H202V125L204 124V127L207 125L208 126V121H211L212 123H215V124H218L217 125V127L215 126V130L216 131H213V133L214 132H216L215 134H217L218 135V138L220 139V140H227V142H229V144H231V143H234V142H236L237 143V139H240L239 140V145L241 146V150H242V154H243V152H244V150L245 151H248V153H255V152H257L261 147L259 146L258 147V145H260L259 143H258V145H257V143H255V142H253V140H250V138H249V136L250 135H246V132H245V136L244 137H246V136H248L247 138H248V141H251V144H249L250 142H248V146L250 145H253L252 147H250V149L248 150L247 148H246V146H247V143L245 144V142H247V138H243V137H241L242 135H241V133L243 132V128L246 130V127H247V125L249 124L250 125V123H249V119H250V121L251 120H253L254 122L255 121H257V120H260L259 118H257L256 119V117H258L259 115H260V117H263L264 118V99H263V101L261 102L262 103V106H261V104H260V106H259V108H257V107H255V108H257V110H258V112L260 113H258V114H255V113H257V110L254 108L253 110L251 109V108H249V109H247L246 108V106H247V102L246 101H248V100H250V98H251V96L249 95V93L251 92L250 90L253 88V86H255L256 85V78L255 77H257V75H259V72L257 71V69H259V67H258V65H257V67H256V63H255ZM252 63V64H251ZM172 64V65H171ZM180 64H183L182 66L180 65ZM251 64V65H250ZM253 64H254V66H253ZM71 65V63H68V66H70ZM259 65H260V63H259ZM180 66V67H179ZM239 66V67H238ZM247 69H245V68ZM249 68H251V69H249ZM214 69V68H213ZM242 69V70H241ZM256 71H255V70ZM217 72H216V71ZM238 70H241V71H238ZM248 70H251V72L250 71H248ZM80 72H81V70H79ZM197 72H199V70H196ZM249 73H248V72ZM254 71V72H253ZM79 72V73H80ZM216 72V73H215ZM252 72H253V74H252ZM217 73H218V70H217V68H215L214 70H213V72H212V76H210V78H213V77H215V76H217ZM245 73H246V75H245ZM248 73V74H247ZM256 73V74H255ZM255 74V75H254ZM252 75V76H251ZM232 76V77H231ZM247 76V77H246ZM64 77V78H63ZM63 77H61L60 78V83H59V85H62V84H64L63 85V90H62V93L60 94V96H61V98L63 99H61L60 97H59V99H58V104L56 103L55 105H53V107L52 108H50V112H46L45 113V111H44V109H42L41 107H40V103H43V100H41L40 99V96L39 95H41V91H36V92H33L30 96H26V95H24V96H22V99H20L19 100V102L17 103V106H16V108H14V110H13V107H12V105H10V104H8L7 105V103H6V101H5V99H6V96H7V93L8 92H16V93H18L17 95H18V97L17 98H19V96H21L22 94H20V88L19 87H14V84H15V81H12L11 83H9L8 82V79L5 81V79H4V82H2L1 83V85H3V83L4 84H7V87L5 88V90L2 88V90H1V92H0V157L2 156V157H4V158H2L1 157V160H0V162L1 161H3V159H5L6 157H13V153H12V148H11V145H10V141H8L9 140V138H6L5 136H4V134H2V131H3V127L6 125V124H15V122H16V124H18L20 127H23L24 126V124H25V126H26V128H28V126H30L31 125V123H28L27 122V120H28V117L29 116H27L26 115V113L27 112H29V110H28V108H29V106H32V110H35V113H34V121H36L37 122V126H35L34 128V130L31 132V134L28 136V138H27V141L26 142H22L21 143V146H19V148L17 149V157H15V159H14V168H16V170H13V171H11V172H9V173H11V174H9L8 172H3L2 173V171H4V170H2V171H0V189H6V188H8V191H9V194L11 193L12 194V192L15 190H18V189H16V188H14V185L12 186V184H16L17 182H18V180H19V177L20 178H22V177H24L25 175L27 176V175H33V174H36V173H38L40 170L39 169H37V166L39 165V161H40V157L42 156V153L43 152H45L47 149H48V147L50 148L51 147V145H56L61 139H60V136H59V134H60V129L63 127V126H67L69 123H71V122H79L80 124H82L83 123V125H87L88 124V122H89V119H90V116H91V113L93 112V111H97V112H99V110L100 111H102V112H104L105 113V115H106V111H107V107H109L110 106V104H108L107 102H105L106 100H104V99H101V98H99V97H97V94L101 91V90H104L105 91V93H106V95H108V94H110L111 92H114V91H118V92H120V89H121V91H122V89H124V90H129V89H131V85H130V88H129V84L128 83H126L127 82V78H123L122 76L121 77H117V76H114V73H112V72H110V73H108V74H106L105 75V77H106V79H107V81H108V85H104V86H102L101 84H98V82H96V81H92L91 80V83L92 84H94L95 85V83H96V88H95V92L94 91H91V89L92 88H89V85L88 84H85V82H83V79H82V76H81V79H80V77H78L77 79H68V78H65L66 77V74H64L63 75ZM118 79H117V78ZM229 77H230V79H229ZM234 78V79H233ZM242 78H244V79H242ZM246 78H247V80H246ZM250 80H249V79ZM251 78H255V80L254 79H251ZM65 79V80H64ZM79 79H80V81H79ZM120 79V80H119ZM126 79V80H125ZM141 79H143V80H141ZM238 79H241V80H238ZM81 80H82V83L83 84H85V85H83L82 83H81ZM114 81L115 80V82H113V83H110L109 81ZM117 80V81H116ZM118 80H119V83H118ZM210 80V79H209ZM75 81V82H74ZM120 81H121V83H120ZM136 81L137 82H135V84L136 85H138V84H140V85H142V84H144V86L145 85H150V84H152V82H151V79H146V78H140V76H138L137 78H136ZM143 81V82H142ZM252 81V82H251ZM67 82V83H66ZM68 82H70V83H72V84H70V83H68ZM78 82V83H77ZM239 82H241V83H239ZM251 82V83H250ZM80 83V84H79ZM124 83V84H123ZM197 82L195 81L194 83H193V85H191L192 87L193 86H195V84H196ZM243 83H244V86H243ZM248 83V84H247ZM250 83V84H249ZM252 83L254 84V85H252ZM66 84V85H65ZM75 84L76 85H78V86H75ZM110 84H111V86H110ZM113 84V85H112ZM121 84V85H120ZM127 84V85H126ZM70 85V86H69ZM72 85H74V86H72ZM119 85V88H117V86ZM212 85H213V83H212ZM86 86H87V88H86ZM101 86V87H100ZM121 86V87H120ZM250 88H249V87ZM65 87V88H64ZM80 87V88H79ZM82 87H83V89H82ZM116 87V88H115ZM129 89H128V88ZM241 87V88H240ZM243 87V88H242ZM248 87V88H247ZM252 87V88H251ZM68 88H69V90H68ZM85 88V89H84ZM213 88V89H212ZM237 89V90H239V91H235L234 89ZM71 89H72V91H71ZM118 89V90H117ZM132 89H133V91H132ZM132 89L130 90L131 92H133L132 93V95H131V92H130V95H131V104H127L126 106H124L125 105V103L123 102V100H125V97L124 96H119L120 98H119V100H118V103H117V106H118V108H120V111H122L123 109V111H129L130 112V114L128 113V112H126V113H124L125 114V116H127V118L126 119H129V121H128V123L124 126V128H123V132L120 134V135H118V136H122V138H124V140H123V142H120V141H116L115 140V142L113 143L114 145V147L112 146L111 148V157L110 158H114V156H115V169L113 170V172H110V171H112L110 168H109V165L107 166H103L104 168L106 167L107 168V170H106V172L104 171L103 172V174L100 176V174L99 173H96V175H95V178H97V179H95V180H97V185H98V188H100V189H98V192L96 191L95 193L96 194H94V196H93V198H92V200L88 203L87 201H85L84 202V204H82L81 206V210L83 209V211H87V209L89 210V211H87V212H89V214L91 215H89L88 214V217H89V219L90 220H88V225L86 226L87 228L89 227H92V226H95V227H97V226H101V228H106V229H110L111 230V232H112V236L114 237L113 238V240L112 241H110L109 243H107L106 245H102V248H104L105 249V251L106 250H108V253H107V251H106V253H105V251L101 254V256L99 257V258H97V261L95 262V263H91L90 262V259H89V256H91L90 254H94L95 253V250L97 251V249H96V246L95 245H92L93 244V242H94V238H93V230L91 231L90 229H88L87 231V234H88V236L85 238V236H84V229L81 227V229L79 228V230L77 229L74 233H73V231H67V230H64V228H63V226H62V222H59V219H57V218H54L53 216H51V215H54V213H57V211H59L60 210V208H61V206H62V203H63V201H64V199H63V195H58V196H56V198H54V201H52V203H51V211H53V213L52 214H50V215H47L48 217H49V219H46V218H44V220L42 219H40L39 220V222H40V224H38V225H36L35 226V222L33 223V224H26V223H23V224H21L19 227H18V225H15L14 226V235H13V239H12V241H11V244H12V248L14 249V251H15V253H16V258L14 259V261L13 262H11L10 264H37L36 263V259H34L35 258V254H36V250L35 249H37V247H40L41 246V244H44V251L46 252V254L48 253H51V255L50 256H52V255H55V257H59L60 255H58V253H53V249L55 248V247H60L59 246V244H60V242L62 241L61 239H63V240H66L64 243H67V244H64L63 246L65 247V245H66V248L67 247H71L72 245L74 246V247H72L73 248V250L74 251H76V252H74V254H75V256H80L82 259H83V263L84 264H113L114 263V257L115 256H120L123 252H126V248L123 246L122 247V244H121V241H119L122 237V235L124 234V233H127L128 232V227H129V225L131 226V225H133V226H138V225H140V222H139V212H138V208L142 205V204H144L145 202L146 203H149L150 204V210H149V212L148 213H146L147 215H146V221L144 222V226H146V228L144 229V226H142V228H141V230H140V235H142V237L144 238V242L145 241H147V239H148V237H150L152 234H155V235H157V236H161V235H163L164 233H166V230H165V228H166V226H165V224H164V222H163V220L160 222V225H159V222H158V219L157 218H160L161 216L159 215V214H161V212H160V208H161V205L163 204V203H160V202H162L161 200L159 201V199H161V194H163L164 192H166V190H165V188L167 187V186H174L175 185V182H176V184H179L180 182V184H182L183 182L185 183V184H187L188 182H191V175L192 174H190V172H191V170L190 169H188V168H186L187 166H190V162H189V157L188 156H186L185 158H184V155L183 156H181V157H179L181 160H183V162H185V161H188L187 163H186V165L184 166L183 165V162L181 161V160H179V158L177 159L176 158V156H177V154H172L171 152H174L173 150L171 151V152H169L168 153V155H167V152H165L164 153V150H161L160 149V154L161 155H156L158 152H157V150H155V149H157L155 146H156V144L159 142V140H160V136L158 137L157 136V139H159V140H157V139H155L156 138V136L152 139V138H146V137H144L143 136V133H145V132H147V131H155V135L157 134H161V132L162 131H166L165 129H167V127H168V122H167V118H169V115H168V111H169V109H170V107H172V106H168V107H165L164 105H162L161 104V102L159 101V102H152L151 104H150V106H148V108L146 107V108H144V106H143V103L146 101V96H144V95H138V94H136V89H137V86L135 87V85H134V87L132 86ZM189 88H187L186 90H184L183 92L185 93V95H183L184 93L182 92V96H187L188 95V90ZM211 89L212 90H214L215 89V85H213V86H211ZM242 89V90H241ZM232 90L233 91H235L233 94H232ZM247 90V91H246ZM64 91H65V94H64ZM68 91H69V95H73L72 97L70 96L69 97V95H68ZM82 91V92H81ZM6 92V93H5ZM237 92V93H236ZM244 92L245 93V95L244 94H242V93ZM249 92V93H248ZM67 93V94H66ZM78 93V94H77ZM231 95H230V94ZM240 93V94H239ZM187 94V95H186ZM236 94H237V96H236ZM239 94V95H238ZM242 94V95H241ZM13 95H15V94H12V96ZM68 95V96H67ZM76 95H80L79 97L77 96L76 97ZM228 95H230V96H228ZM247 95V96H246ZM34 96V97H33ZM64 96H65V98H64ZM232 96V97H231ZM238 96H240V99L241 100H243V105H242V108H244L245 107V109L244 110H246L245 112H247V113H245L244 115H245V117L243 116V121L246 123H243L242 121L240 122V127H238V122H237V126H235V121H237V120H235V118L233 119V115L234 114H232V113H234V111L236 110V108L239 106V104L237 103V100L236 99H238L239 97ZM243 96H244V98H243ZM249 96V97H248ZM36 97V98H35ZM122 97V98H121ZM229 97V98H228ZM238 97V98H237ZM242 97V98H241ZM33 98V99H32ZM67 98V99H66ZM72 98V99H71ZM74 98V99H73ZM77 98V99H76ZM79 98V99H78ZM77 100V102H76V100ZM123 99V100H122ZM134 99V100H133ZM209 99V100H208ZM239 99V100H240ZM248 99V100H247ZM67 100V101H66ZM70 100L72 101V102H70ZM231 100V101H230ZM246 100V101H245ZM252 100V99H251ZM33 101V103H31ZM60 101V102H59ZM63 101V102H62ZM66 101V102H65ZM149 101H151V99H149ZM245 101V102H244ZM68 102H70V103H68ZM75 102V103H74ZM102 102V103H101ZM134 102V103H133ZM60 103V104H59ZM72 103H73V105H72ZM78 103V104H77ZM229 103V104H228ZM234 103V104H233ZM244 103H246V104H244ZM70 104H71V106H70ZM124 104V105H123ZM233 104V106H231ZM238 104V105H237ZM102 105V106H101ZM132 106V107H127V106ZM68 106H69V108H68ZM186 106V107H185ZM210 106V105H209ZM72 107V108H71ZM86 107V108H85ZM173 107H175L176 108V110H175V113H176V111H178L176 114H177V116L175 115L174 117H181V116H183L184 114H185V112L186 111H188V109L187 108H191V107H188L187 105H181V107H180V105L179 104H177V105H175V106H173ZM236 107V108H235ZM57 108V109H56ZM64 108L66 109V110H64ZM125 108H127V109H125ZM169 108V109H168ZM204 108H206L207 110H205ZM144 109V110H143ZM166 109V110H165ZM179 109V110H178ZM204 109V110H203ZM232 109V110H231ZM234 109V110H233ZM263 109V110H262ZM198 110V111H197ZM229 110V111H228ZM261 112H260V111ZM62 111V112H61ZM157 111V112H156ZM194 111V112H193ZM206 113H205V112ZM228 111V115L230 116V117H227L228 115L225 113V112H227ZM252 111L254 112V113H252ZM256 111V112H255ZM184 112V113H183ZM196 112V113H195ZM252 113V114H250V113ZM25 113V114H24ZM123 113V112H122ZM200 113H202V114H200ZM224 113V114H223ZM263 113V114H262ZM20 114H22V115H24L23 116V118L18 122V120H19V118H18V116L20 115ZM61 114V115H60ZM72 114V115H71ZM108 114V113H107ZM127 114V115H126ZM204 114V115H203ZM223 114V115H222ZM253 114H255V116L253 115ZM16 115V116H15ZM57 115V116H56ZM192 115V116H193ZM200 115V116H199ZM201 115H202V117H201ZM246 115H252L251 117H248V119H247V117H246ZM257 115V116H256ZM15 116V117H14ZM59 116V117H58ZM116 116L117 115H114V116H112L111 118H108V121H106V122H101V121H99L98 122V126L100 125V129H103L104 127H105V125L107 124V123H109V124H113L114 122H116ZM168 116V117H167ZM207 116V117H206ZM210 116V117H209ZM231 116H233V117H231ZM15 119H14V118ZM43 117V118H42ZM53 117V118H52ZM58 117V118H57ZM67 117V118H66ZM148 117V118H147ZM171 117V116H170ZM173 117V116H172ZM213 117H214V119H213ZM51 118H52V120H51ZM55 118H57V119H55ZM231 118V119H230ZM246 118V119H245ZM252 118V119H251ZM254 118V119H253ZM262 118V119H263ZM112 119H113V121H112ZM160 119H162V120H160ZM210 119V120H209ZM213 119V120H212ZM225 119V120H224ZM238 119V118H237ZM74 120H76V121H74ZM160 120V121H159ZM208 120V121H207ZM235 120V121H234ZM246 120V121H245ZM57 123H56V122ZM207 121V122H206ZM216 121V122H215ZM233 121V122H232ZM137 122V123H136ZM226 122V123H225ZM248 122V123H247ZM254 122H252L251 124H253L254 125ZM44 123V124H43ZM52 123H56V124H54V125H52V129H50V132L51 133H54L55 135H54V138H55V140L53 141V139H52V137H49V136H46L45 135V133L42 131V127L44 126V125H47V124H52ZM164 123V124H163ZM201 123H202V125H201ZM211 123V124H212ZM230 123L228 124V125H230ZM257 123H259V122H257ZM256 122H255V124H257ZM157 124V125H156ZM260 124V125H259ZM259 124H257L258 125V127H260V128H258V127H256L257 128V131H261L262 129H264L263 127V123L261 124V123H259ZM166 125V126H165ZM244 125V126H243ZM246 125V126H245ZM18 126V127H19ZM37 127V128H36ZM102 127V128H101ZM160 127H162V128H160ZM218 127H220V128H218ZM58 128H60V129H58ZM129 128H131V129H129ZM139 128V129H138ZM148 128H150V129H148ZM160 128V129H159ZM180 128H182V130L183 131H187L188 133H189V131H190V129L189 128H187L186 127V125H182V127H180ZM218 128V129H217ZM223 128H225V129H223ZM234 128V129H233ZM58 129V130H57ZM126 129H127V131H126ZM138 129V130H137ZM146 131H145V130ZM54 130V131H53ZM142 130H143V132H142ZM160 130V131H159ZM162 130V131H161ZM223 130H225V131H223ZM244 130V131H245ZM58 131V132H57ZM132 131V132H131ZM141 131V132H140ZM157 131V132H156ZM202 131H203V129H202ZM238 131H239V133H238ZM103 132V133H102ZM125 132V133H124ZM218 132H219V134H220V136H219V134H218ZM233 134H232V133ZM241 132V133H240ZM163 133H165V132H163ZM209 133V132H208ZM222 133V134H221ZM50 134V133H49ZM100 134H109V137L111 136V132H109V129L108 130H106V131H101V133ZM212 133L210 132V134L209 135H211ZM225 134V135H224ZM238 134H240V135H238L240 138H238L237 137V135ZM248 134V133H247ZM47 135H48V133H47ZM129 135V137H127ZM46 136V137H45ZM126 136V137H125ZM228 136H230V137H228ZM232 136H234V137H232ZM4 137V138H3ZM45 137V138H44ZM130 137H131V139H130ZM222 137V138H221ZM227 137V138H226ZM243 138V139H242ZM30 139V140H29ZM231 139H236V141H234V140H231ZM246 141H245V140ZM49 140H50V142H49ZM157 140V141H156ZM244 140V141H243ZM29 141V142H28ZM31 141V142H30ZM52 141V142H51ZM231 141V142H230ZM241 141L242 142H244V144L242 143L241 144ZM167 142H171L170 141V138H168V141ZM51 143H54V144H51ZM149 143H153L152 145L151 144H149ZM236 143H234V144H232V145H236ZM26 144H27V146H26ZM148 144V145H147ZM254 144H255V146H254ZM23 145V146H22ZM146 145V146H145ZM150 146H152V148H153V146L155 147V148H153V149H151L150 148ZM200 146V145H199ZM247 146V147H248ZM145 147H147V148H145ZM201 147V146H200ZM237 147V146H236ZM242 147H243V149H242ZM244 147L246 148V149H244ZM26 148V149H25ZM39 148H41V149H39ZM116 148V149H115ZM202 148V147H201ZM249 148V147H248ZM68 149H70L69 147H67V151H68ZM115 149V150H114ZM203 149V148H202ZM114 150V151H113ZM118 150V151H117ZM121 150V151H120ZM9 151H11V152H9ZM22 151V152H21ZM34 151H35V153H34ZM120 151V152H119ZM163 151V152H162ZM187 152V150L185 151V153ZM7 153V154H6ZM154 153V154H153ZM156 153V154H155ZM114 154V155H113ZM116 154V155H115ZM10 155V156H9ZM163 155V156H162ZM24 156H26V157H24ZM118 156V157H117ZM147 156H149L148 158H146ZM156 157V158H154V157ZM162 156V157H161ZM174 156V157H173ZM249 156H250V158H251V156L252 155H248L247 157H246V159L243 161V162H245L244 164L242 163L241 165H239V167H237L238 169H236L235 171H233V170H231L232 172L230 173V174H232V175H230L229 174V177H227V182H225V183H227L228 185L230 184H232V182H234L235 184L236 183H238V185L240 184L241 185V187H242V190H241V187L240 186H237V187H235L236 185H234V183L231 185L232 187L234 186V188H232V187H230V185L228 186V187H230V188H227V184H226V187H225V183H223V185H222V190H220L219 191V194H221L219 197V200H217L216 199V195H213L214 197H212L218 204H219V208L217 209L218 211L223 207V204L225 205L223 208L224 209H221V211L219 212V214L216 212L215 213V215H214V219H213V224L210 226V228L207 230V232L205 233L206 235H204V236H202V237H205L204 239L203 238H201L200 240L201 241H199V244L201 245V248L204 246L205 248L204 249H201L200 248V245H199V248H200V250H199V252H198V254H201V255H203V256H205L206 257V255L209 257V253L211 252H213L212 250H214L213 249V247L212 246H215L214 244L215 243H213V241L215 242V240H217V236H218V234H219V236H218V240L216 241L217 243H216V245L217 246H220V245H218V244H222L223 242H224V233H225V231H228V229L229 230H231L232 228H236L237 226H239L238 225V223L240 224V222H241V224L243 225V226H245V224H247V220L246 221H243L242 222V216L244 215V216H246V219H252L253 220V218L254 219H256L257 218V213L259 212L258 211V209L260 208V210L262 209V204H263V200L262 199H260V198H264V184H261L260 182H259V177H255V175L257 176V174H256V171H254V170H252L251 169V171L250 170H248L247 171V173H243L244 172V170H245V168L246 167H243V166H247V165H251L252 164V161H251V163H250V158H249ZM153 157V158H152ZM159 157H160V159H159ZM178 157V156H177ZM25 159V160H23V159ZM131 158V159H130ZM130 159V160H129ZM152 159V160H151ZM155 159H157L158 160V162L155 160ZM18 160V161H17ZM114 160V159H113ZM161 160H163V161H161ZM164 160L166 161V162H168V163H166V164H164V163H161V162H164ZM177 160H179V161H177ZM126 161H128V162H126ZM132 161V162H131ZM154 161H156L157 162V164H154L155 162ZM160 161V162H159ZM27 162L28 163H30V164H28L27 165ZM109 162H110V160H109ZM132 163V164H130V163ZM135 164H134V163ZM141 162H143V163H141ZM146 162V163H145ZM117 163V164H116ZM137 163V164H136ZM160 163V164H159ZM172 163V165L170 166L169 164H171ZM241 163V162H240ZM36 164V165H35ZM128 164H129V166H128ZM161 164H162V168L164 169V168H166L165 167V165H167L168 167H169V169L168 170H170L169 172H168V170L166 171L165 169L163 170L161 167H159V168H157L158 166H161ZM177 164V165H176ZM246 164V165H245ZM67 165V166H66ZM66 165H65V167L67 168L68 167V163H66ZM154 165H155V167H154ZM157 165V166H156ZM173 165H175V168H176V170H175V168L174 167H172ZM249 165V166H250ZM150 166V167H149ZM135 167V168H134ZM33 168V169H32ZM69 168V167H68ZM105 168V169H106ZM133 168V169H132ZM152 170H151V169ZM161 168V169H160ZM123 169V170H122ZM158 169V170H157ZM184 170L183 172L181 171V170ZM229 169H231L230 167H228V170ZM21 170V171H20ZM120 170V171H119ZM146 170H147V172H149V171H153V177H154V180H156V181H158L157 183H158V185H159V187H161L162 186V191L161 192H159L160 193V195H158V196H153V195H148L147 193H145L146 191L145 190H143V188H142V186L141 187H139L138 188V196H136V201H134L133 202V206H132V212L134 211L135 212V214H136V212H138V214H136V215H134V217H130V213H129V206L132 204V202H129L128 204H126L127 205V208L123 211L122 209H121V211H117V210H115L116 209V207H115V205H112V201H111V199H112V197H114V192L116 191L114 188H113V183H114V181H116V183L117 182H119V188L118 189H120V188H123L124 186L122 185V183H125V181H128V179L127 178H129V177H126L125 178V176H127V174L129 175V174H131L132 173V175H133V177L132 178H137V177H139V176H143V175H146L147 174V172H146ZM154 170L156 171V172H154ZM162 170V171H161ZM28 173H27V172ZM47 172H48V170H46ZM117 171V172H116ZM122 171H126V172H122ZM173 171V172H172ZM189 171V172H188ZM26 172V173H25ZM108 172H109V174H108ZM158 172V173H157ZM165 172V173H164ZM171 172V173H170ZM176 174H175V173ZM136 173V174H135ZM183 173H185L184 174V176H186V177H184L182 174ZM238 173V174H237ZM241 173V174H240ZM249 173V174H248ZM252 173H254L253 175H252ZM3 174V175H2ZM23 174V175H22ZM98 174V175H97ZM117 174V175H116ZM155 174V175H154ZM236 174H237V177H236ZM249 176H248V175ZM8 176V177H6V176ZM17 175V176H16ZM74 175L75 176H78V178H79V180L80 181H78V182H81V177L79 176L80 174H79V171H75L74 172ZM105 175V176H104ZM106 175H107V177H106ZM158 175V176H157ZM189 175V176H188ZM239 175H240V177H243L242 175H245L244 177H246V176H248V177H246V178H239ZM1 176H3V178H5L4 180H3V178L1 177ZM5 176V177H4ZM120 176V177H119ZM183 176V177H182ZM190 177V178H188V177ZM232 176V177H231ZM10 177H12V178H10ZM17 177V178H16ZM100 177V178H99ZM157 177V178H156ZM168 177H171V179H172V182H170V179H167ZM177 177V178H176ZM235 177H236V179H235ZM108 178V179H107ZM115 178V179H114ZM118 178V179H117ZM233 178V179H232ZM252 178H254L253 180H252ZM18 179V180H17ZM64 179H66V178H64ZM232 180V182L230 183V181ZM235 179V180H234ZM241 181H240V180ZM9 180V182L8 183H6L7 181ZM17 180V181H16ZM105 180V181H104ZM112 180V181H111ZM120 180H122V181H120ZM167 180V181H166ZM178 180H179V182H178ZM181 180V181H180ZM186 180V181H185ZM228 180H229V183H228ZM248 180V181H247ZM258 180V181H257ZM108 181H110V183L108 182ZM124 181V182H123ZM175 181V182H174ZM235 181H237V182H235ZM242 181L244 182V183H242ZM5 182V183H4ZM16 182V183H15ZM113 182V183H112ZM120 182H122V183H120ZM168 183V185H166V183ZM178 182V183H177ZM187 182V183H186ZM254 182V183H253ZM116 183H114V184H116ZM163 183H165V184H163ZM172 185H171V184ZM183 183V184H184ZM249 183V184H248ZM258 183V184H257ZM2 184H3V186H2ZM6 184V185H5ZM100 184H101V186H100ZM182 184V185H183ZM252 184V185H251ZM259 184H261V185H259ZM70 185H72V184H70ZM123 187H122V186ZM187 185H189V184H187ZM187 185H185L184 187L185 188H182L183 190H181V192H186L187 193V195L188 196H194V197H196V196H199V194H201V193H204L205 192V190H206V186H204V188L202 187H200V189H194L193 187H191V185L190 186H188L187 187ZM245 185V186H244ZM246 185H248V186H246ZM255 185V186H254ZM258 185V186H257ZM5 186V187H4ZM9 186H11V187H9ZM107 186V187H106ZM166 186V187H165ZM243 186H244V188H243ZM252 186V187H251ZM254 186V187H253ZM12 187H13V189H12ZM238 187H240V189L238 188ZM249 187H250V189H249ZM256 187V188H255ZM261 187V188H260ZM110 188V189H109ZM114 189V190H112V189ZM189 190H188V189ZM193 188V189H192ZM225 188V189H224ZM237 188H238V190H237ZM247 188V189H246ZM252 188V189H251ZM257 189V190H255V189ZM263 188V189H262ZM104 191H103V190ZM186 189V190H185ZM202 189H204V190H202ZM233 189H234V193H235V196H232V195H234V193H232V191H233ZM80 192H79V191ZM102 190V191H101ZM140 190H141V192H140ZM188 190V191H187ZM197 192H196V191ZM226 190V191H225ZM230 190H232L231 192H230ZM236 190V191H235ZM247 190V191H246ZM253 190V192H250V191H252ZM255 190V191H254ZM79 193H78V192ZM101 191V192H100ZM145 191V192H144ZM193 191H195V192H193ZM204 191V192H203ZM222 191V192H221ZM237 191H238V193H237ZM258 191V192H257ZM170 192V191H169ZM191 192H193L192 194H191ZM242 192L244 193V194H242ZM84 194V191H82L81 192V190H80V188L78 187L77 189H76V192H75V195H74V197H78V196H80V198H83L82 196H83V194ZM143 193V194H142ZM197 193V194H196ZM10 194V195H11ZM80 194V195H79ZM97 194H99V195H97ZM110 194H111V196H110ZM112 194H113V196H112ZM126 194V193H125ZM142 194V195H141ZM171 194H173L172 192H171ZM218 194V195H219ZM232 194V195H231ZM238 194V195H237ZM247 194H251L250 196L249 195H247ZM102 195V196H101ZM145 195V196H144ZM229 195H231V197L229 196ZM245 196L244 198L243 197H241V196ZM12 196V195H11ZM11 196H9V197H11ZM142 196H144V197H142ZM152 196V197H151ZM226 196V197H225ZM238 196H240L239 198L241 199V203H240V199L239 198H237ZM248 196V197H247ZM110 197V198H109ZM234 197H236L237 199H239L238 201H237V199H236V202L235 203H237V204H235L234 203V201H235V199H234ZM254 197V198H253ZM131 198H133V197H131ZM153 198H155V199H153ZM157 198V199H156ZM228 198H231V199H228ZM248 198V200H245V199H247ZM260 199V200H257V203L255 204V207L254 208H252L251 210H249L248 212H244V210L247 208V204L246 203H249V202H252V201H250V199ZM94 199V200H93ZM102 201H101V200ZM143 199V200H142ZM63 200V201H62ZM98 200H99V202H98ZM147 200V201H146ZM202 200H204L203 201V203H204V205L205 204H207V205H209V202L210 201H208L209 199H203L202 198ZM242 200H244L243 202L247 205L246 207H245V204L242 202ZM101 201V202H100ZM221 201H223L224 203H221ZM249 201V202H248ZM259 201V202H258ZM110 202V204L108 205L107 203H109ZM137 202V203H136ZM140 202H141V204H140ZM152 204H151V203ZM156 204H155V203ZM208 202V203H207ZM233 202V203H232ZM227 205H229V206H227ZM258 203H260V204H258ZM98 204V207L96 206ZM160 204V205H159ZM185 204H186V206L189 204V202H185ZM234 204H235V206H234ZM238 204H240V205H238ZM243 204V205H242ZM249 204H251V203H249ZM86 205H88V206H86ZM135 205V206H134ZM152 205V206H151ZM236 205L237 206H240V207H236ZM242 205V206H241ZM60 206V207H59ZM96 206V207H95ZM113 206V207H112ZM85 207V208H84ZM90 207V208H89ZM92 207H94V208H92ZM105 209H103V208ZM189 207V206H188ZM35 208V207H34ZM113 208H114V210H113ZM135 208V209H134ZM156 208V209H155ZM190 208V207H189ZM230 208H232L233 209V211H232V209H229ZM236 208H239V209H236ZM256 208V209H255ZM45 209H47L46 207H41V208H39V211H43V210H45ZM91 209H93V210H91ZM97 209V210H96ZM102 209V210H101ZM237 210V212H236V210ZM243 209V210H242ZM254 209L255 210H257V212L255 213L254 212ZM31 210V209H30ZM137 210V211H136ZM216 210V211H217ZM223 210V211H222ZM226 210L228 211V215L229 216H227L226 214ZM32 211H33V209H32ZM92 211H93V213H92ZM103 211V212H102ZM110 211V212H109ZM152 211H154V212H152ZM108 212V213H107ZM118 212H119V215H118ZM133 212V213H134ZM232 214V216H231V214ZM238 212H241L240 214L238 213ZM253 212V213H252ZM107 213V214H106ZM121 213V214H120ZM237 215H236V214ZM249 213V214H248ZM251 213V214H250ZM255 213V215H252V214H254ZM114 214V215H113ZM149 214V215H148ZM217 214H218V218H217ZM105 215V216H104ZM110 215V216H109ZM220 215V216H219ZM238 215H240V216H238ZM99 216V217H98ZM108 216V217H107ZM154 216V217H153ZM159 216V217H158ZM228 218H227V217ZM234 216H235V218H234ZM87 217V218H88ZM105 217V218H104ZM219 217H221V218H219ZM227 218V220H225L226 218ZM229 217L231 218L229 221H228V219H229ZM239 219H238V218ZM241 217V218H240ZM256 217V218H255ZM93 218V219H92ZM104 218V219H103ZM114 218V219H113ZM118 218V219H117ZM132 218H134L133 220H131ZM149 218V219H148ZM163 218V217H162ZM97 219V220H96ZM215 219H216V221H215ZM220 221H219V220ZM234 219V220H233ZM50 220V221H49ZM93 220V221H92ZM107 220V221H106ZM120 220V221H119ZM131 220V221H130ZM217 220L219 221V223L217 222ZM238 221V222H236V221ZM92 221V222H91ZM96 221V222H95ZM110 221V222H109ZM226 221V222H225ZM228 221V222H227ZM232 221H235V222H232ZM222 222V224H220ZM224 222V223H223ZM91 223V224H90ZM94 223V224H93ZM97 223H99V224H97ZM102 223H104V224H102ZM108 223V224H107ZM113 224V225H109V224ZM118 223V224H117ZM122 223V224H121ZM146 223V224H145ZM216 223V224H215ZM226 223H228V224H226ZM237 223V224H236ZM0 224H1V222H0ZM54 224V225H53ZM101 224V225H100ZM162 224V225H161ZM220 226H219V225ZM233 224V225H232ZM45 225V226H44ZM97 225V226H96ZM103 225V226H102ZM127 225V226H126ZM142 225V224H141ZM149 225V226H148ZM192 225V222L190 221V222H188L187 223V225H186V227H185V229L187 228V229H190V226ZM217 225V226H216ZM1 226V225H0ZM107 226V227H106ZM148 226V227H147ZM162 226V227H161ZM189 226V227H188ZM208 226V225H207ZM225 226H226V228H225ZM48 227V228H47ZM113 227V228H112ZM115 227L117 228V229H115ZM120 227V228H119ZM124 227V228H123ZM151 227V228H150ZM161 227V228H160ZM214 227V228H213ZM228 227V228H227ZM229 227H231V228H229ZM140 228V227H139ZM150 228V229H149ZM60 229V230H59ZM186 229V230H187ZM221 229H222V231H221ZM50 230V231H49ZM144 230V231H143ZM213 230V231H212ZM214 230H216L215 232H214ZM224 230V231H223ZM81 231L83 232V233H81ZM114 231V232H113ZM149 231V232H148ZM212 231V232H211ZM64 232V233H63ZM89 232H92L91 234H89ZM121 232V233H120ZM218 232V233H217ZM219 232H221L222 234L220 235V233ZM80 233V234H79ZM209 233V234H208ZM215 233V234H214ZM83 236H82V235ZM210 236H208V235ZM213 234V235H212ZM58 236H60V238L58 237ZM76 238H75V237ZM120 236V237H119ZM214 236V237H213ZM69 237H71V238H69ZM147 237V238H146ZM207 237H208V239H207ZM69 238V239H68ZM78 238H80V239H78ZM85 238V239H84ZM214 238H216V239H214ZM53 239V240H52ZM71 239V240H70ZM75 239V240H74ZM83 239H84V241H83ZM159 239V238H158ZM213 239V240H212ZM220 239H221V241H220ZM50 240V241H49ZM73 240V241H72ZM118 240V241H117ZM162 241H164V238L163 239H161ZM170 240V237L169 238H167V241L166 242H168ZM202 240H204L203 241V243H202ZM208 240H209V242H208ZM211 240V241H210ZM223 240V241H222ZM40 241H42V242H40ZM87 241V242H86ZM90 241V242H89ZM75 242V243H74ZM82 242V243H81ZM55 243V244H54ZM80 243V244H79ZM111 243V244H110ZM212 243V244H211ZM36 244V245H35ZM48 244V245H47ZM69 244V245H68ZM71 244V245H70ZM118 244V245H117ZM57 245V246H56ZM198 245H197V247H198ZM211 245V246H210ZM93 246V247H92ZM35 247V248H34ZM42 247V248H43ZM47 247V248H46ZM53 247V248H52ZM86 247V248H85ZM88 247H89V249H88ZM165 247V246H164ZM83 250H82V249ZM85 248V249H84ZM119 248V249H118ZM125 248V249H124ZM212 248V250H209V249H211ZM121 249V250H120ZM52 250V251H51ZM90 250V252H88ZM94 250V251H93ZM119 250V251H118ZM124 250V251H123ZM205 250V251H204ZM210 252H209V251ZM78 251V252H77ZM111 251H112V253H111ZM207 251H208V253H207ZM27 252V253H26ZM88 252V253H87ZM203 252V253H202ZM206 252V253H205ZM53 253V254H52ZM119 253V254H118ZM211 253H210V255H211ZM86 254V255H85ZM106 255H107V257H106ZM111 255V256H110ZM55 257H51V258H55ZM106 259V260H105ZM111 259V260H110ZM102 260V261H101ZM184 260V259H183ZM102 262V263H101ZM54 263H57V264H60L61 263V261L59 260V261H54ZM62 264V263H61Z\"/></svg>",
    "mask_w": 264,
    "mask_h": 264
}]
</instances>
